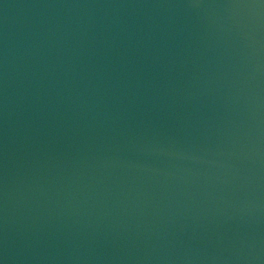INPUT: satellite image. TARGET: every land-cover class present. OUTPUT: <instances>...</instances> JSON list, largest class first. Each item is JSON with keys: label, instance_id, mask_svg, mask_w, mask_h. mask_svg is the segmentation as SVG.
Wrapping results in <instances>:
<instances>
[{"label": "water", "instance_id": "water-1", "mask_svg": "<svg viewBox=\"0 0 264 264\" xmlns=\"http://www.w3.org/2000/svg\"><path fill=\"white\" fill-rule=\"evenodd\" d=\"M0 264H264V0H0Z\"/></svg>", "mask_w": 264, "mask_h": 264}]
</instances>
